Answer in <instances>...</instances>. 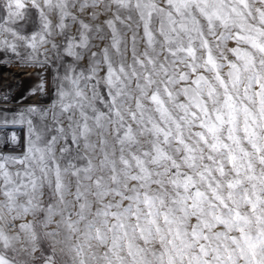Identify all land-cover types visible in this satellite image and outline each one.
<instances>
[{
	"label": "snow or ice",
	"instance_id": "6c2138e0",
	"mask_svg": "<svg viewBox=\"0 0 264 264\" xmlns=\"http://www.w3.org/2000/svg\"><path fill=\"white\" fill-rule=\"evenodd\" d=\"M0 65V264H264V0H0Z\"/></svg>",
	"mask_w": 264,
	"mask_h": 264
},
{
	"label": "rangeland",
	"instance_id": "374dc122",
	"mask_svg": "<svg viewBox=\"0 0 264 264\" xmlns=\"http://www.w3.org/2000/svg\"><path fill=\"white\" fill-rule=\"evenodd\" d=\"M30 73H31V69H26L22 71V70L16 69L15 67L9 68V67L0 65V87H3L5 85H11V93L13 95L22 96L24 94H27L29 89H31L36 83V77L33 75H30ZM35 102H36V98L34 97H29L27 100L21 101V103L25 105L35 103ZM17 106L18 105L16 103H13L9 107L10 109L14 110L17 108ZM7 115H8V118L11 119L12 112L9 111ZM2 119H3V116L0 115V120ZM15 127L16 126L13 127L12 125L7 126L10 136ZM25 136H26V128L24 131L22 129L18 137L21 139H24ZM13 146L17 147L16 145H13Z\"/></svg>",
	"mask_w": 264,
	"mask_h": 264
},
{
	"label": "bare ground",
	"instance_id": "6f19581e",
	"mask_svg": "<svg viewBox=\"0 0 264 264\" xmlns=\"http://www.w3.org/2000/svg\"><path fill=\"white\" fill-rule=\"evenodd\" d=\"M16 69H18V70H26V69H20V68H17V67H15ZM14 127V126H13ZM2 128H4L5 129V135L3 136L2 134H0V137H10V135H9V130H8V128L7 127H2ZM22 129H23V131L25 130V127H20V126H16L15 128H14V130H13V132H15L16 134H17V136L19 135V133L22 131ZM11 130V129H10ZM13 145H10V147H12ZM14 147V146H13Z\"/></svg>",
	"mask_w": 264,
	"mask_h": 264
},
{
	"label": "built area",
	"instance_id": "2783aa9c",
	"mask_svg": "<svg viewBox=\"0 0 264 264\" xmlns=\"http://www.w3.org/2000/svg\"><path fill=\"white\" fill-rule=\"evenodd\" d=\"M5 129L4 128H2V127H0V134H2L3 136L5 135Z\"/></svg>",
	"mask_w": 264,
	"mask_h": 264
}]
</instances>
